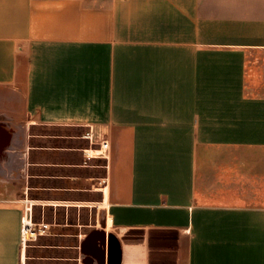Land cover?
I'll list each match as a JSON object with an SVG mask.
<instances>
[{"label": "crops", "instance_id": "obj_1", "mask_svg": "<svg viewBox=\"0 0 264 264\" xmlns=\"http://www.w3.org/2000/svg\"><path fill=\"white\" fill-rule=\"evenodd\" d=\"M110 240L264 264V0H0V264Z\"/></svg>", "mask_w": 264, "mask_h": 264}, {"label": "built area", "instance_id": "obj_2", "mask_svg": "<svg viewBox=\"0 0 264 264\" xmlns=\"http://www.w3.org/2000/svg\"><path fill=\"white\" fill-rule=\"evenodd\" d=\"M108 144L106 142L101 143V147L106 149ZM35 224L31 222L30 220L25 219L22 223V243L26 244L30 239L35 238L38 234L43 233L44 229L46 228V225L43 224L40 229L35 230L34 227Z\"/></svg>", "mask_w": 264, "mask_h": 264}, {"label": "water", "instance_id": "obj_3", "mask_svg": "<svg viewBox=\"0 0 264 264\" xmlns=\"http://www.w3.org/2000/svg\"><path fill=\"white\" fill-rule=\"evenodd\" d=\"M110 241L108 242V245H111L110 251H109V252H111V256L108 258L109 263L112 262L113 264H119V255L117 252V244L113 240L111 242ZM108 260H107V264H108Z\"/></svg>", "mask_w": 264, "mask_h": 264}, {"label": "rangeland", "instance_id": "obj_4", "mask_svg": "<svg viewBox=\"0 0 264 264\" xmlns=\"http://www.w3.org/2000/svg\"><path fill=\"white\" fill-rule=\"evenodd\" d=\"M32 131H33V132H37V131H38V132H41V131H43V130H42V129H39L38 127H36V128H33ZM82 214H83V215H82V220H81V221L84 222V221H86V220H85V213H82ZM35 230H37V228H35Z\"/></svg>", "mask_w": 264, "mask_h": 264}]
</instances>
